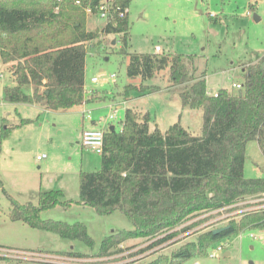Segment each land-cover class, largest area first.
Instances as JSON below:
<instances>
[{"label": "trees", "instance_id": "1", "mask_svg": "<svg viewBox=\"0 0 264 264\" xmlns=\"http://www.w3.org/2000/svg\"><path fill=\"white\" fill-rule=\"evenodd\" d=\"M131 1L0 0V63L7 65L13 80V85L3 88L6 101L39 103L47 109H69L84 101L112 103L115 96L106 91L94 88L85 94L86 42L97 39L98 43L100 36L116 34L121 43L118 51L127 56V77L142 80L123 86L117 93L123 101L132 93L159 90V86L143 81L168 67L169 88L177 90L181 106L202 109V133L192 135L179 120L164 131L150 129V112L127 107L118 129L105 128L99 168L80 172L78 200H64L61 189L40 190L35 204L10 198L11 221L90 246L94 241L83 222L42 218L41 211L82 203L100 215L122 212L133 228L105 236L94 253L97 257L122 252L121 245L127 240L162 235L148 244L151 248L180 234L183 228L173 229L199 212L264 192V177L246 178L243 174L248 140H256L264 155V53L255 62L243 64L242 91L234 94L220 88L209 92L206 71L195 65V54L129 52L128 11L122 17L114 12L113 20L99 29H86L87 9L98 14L97 7L106 2L123 10ZM28 86L31 92L25 91ZM29 120L21 117L19 124ZM10 129L4 120L0 139L7 137ZM226 226L219 234L204 230L170 254L133 264H181L207 255L210 246L224 236L246 228L264 229V211L245 214ZM53 253L75 259L89 255L74 250ZM40 264L62 263L47 260Z\"/></svg>", "mask_w": 264, "mask_h": 264}, {"label": "rangeland", "instance_id": "2", "mask_svg": "<svg viewBox=\"0 0 264 264\" xmlns=\"http://www.w3.org/2000/svg\"><path fill=\"white\" fill-rule=\"evenodd\" d=\"M127 10L130 28L126 48L129 52L195 54V65L206 71V87L212 92L220 88H227L234 94L242 91L232 87L234 82H243L240 65L255 62L264 53V0H132ZM86 13L87 30L99 29L106 23L98 14ZM99 39L98 43L97 39L86 42L85 84L86 88L96 86L108 96H115L113 105L117 106V118L111 125L118 129L125 109L131 107L150 112L153 118L150 129L157 126L164 131L170 123L179 120L192 135H201L202 109L181 106L177 90L169 88L168 67L143 81L159 86V90L145 95L132 93L123 102L117 94L123 86L138 84L142 80L127 77V56L119 53L121 43L116 34L100 36ZM110 74L115 77L110 79ZM98 75V82L90 81L92 76ZM5 85H13V80L7 65L0 63V133L4 120L11 127L7 137L0 139V245L32 246L44 251H29L37 253L33 259L0 256V264H40L43 260L62 264H117L122 263L117 259L121 255L146 248L150 241L137 238L125 241L121 245L123 251L116 255L105 258L94 255L105 236L113 231L133 228L128 217L118 210L100 215L91 206L72 203L67 207L56 205L41 211L42 218L83 222L93 238L92 246L9 219L10 198L21 204H35L40 190L61 189L64 200H78L79 174L99 168L100 154L80 143L81 120L87 114H82V105L47 109L39 103L8 102L3 96ZM31 90V86L25 88L27 92ZM108 102L87 106L96 108L91 113L102 117L101 124L107 123L106 116L112 110L105 105ZM21 117L30 120L20 125ZM42 153L47 157L37 161L35 156ZM243 174L246 178L264 177V155L256 140H248L245 145ZM210 219L211 216L204 214L198 219L185 221L183 225L190 230L199 229ZM202 231L164 248L139 251L131 258L136 260L158 248L140 261L146 262L162 253L170 254ZM250 233L255 238L249 237ZM217 243L223 245V250L216 257L211 258L208 254L191 257L181 264H264V229L246 228L224 236L214 244ZM68 250L89 255L75 259L53 253ZM8 253L12 254L11 251ZM2 254L4 252L0 251Z\"/></svg>", "mask_w": 264, "mask_h": 264}, {"label": "built area", "instance_id": "3", "mask_svg": "<svg viewBox=\"0 0 264 264\" xmlns=\"http://www.w3.org/2000/svg\"><path fill=\"white\" fill-rule=\"evenodd\" d=\"M78 1H75V4H77ZM128 8H125L123 10L118 9V7H113V6H109V4H107L106 2H102L98 7H97V12H98V16L102 19H104L106 22H110L113 20L114 18V12L118 11V15L120 17L124 16L125 13L128 11ZM87 11H90V9H87ZM156 50H159V46H156ZM99 75L98 76H93L91 77V81L92 82H98L99 80ZM115 77V74H110L109 78L113 79ZM232 87L235 88H240L241 84L240 83H232ZM91 88H85V94H90L91 93ZM109 108L112 109L110 111V113H108V115L106 116V122L104 123V126H100L98 128H90V129H84L82 130L81 133V137H80V143L82 146H87L89 148H91L95 153L97 154H101L102 150H103V141H104V131L105 128L108 127L110 124L108 122H112L113 120H115L117 118V106L113 105V104H109ZM86 114L87 117L90 116V112L89 111H83V114ZM47 156L45 153L39 154L35 156V159L37 161L43 160L45 159ZM257 204V205H256ZM260 211H264V192H259V193H255V194H251V195H246L243 197L238 198L237 200H235L234 202L218 207V208H213L210 210H205L202 212H199L195 215H193L192 217L188 218L187 220H194V219H198L199 216H204L205 215H209L211 216V219L204 223V225L202 227H200L199 229H194V230H190V228L186 227L183 225V223H185V220L183 223H181L179 226L175 227L173 230H182V228L184 229L180 234L176 235L175 237H172L171 239L164 241L162 243H159L151 248H147L143 250L142 252L148 251L150 249H155L156 247H160V248H164L170 244L175 243L176 241L178 242L179 239L181 238H187L195 233H198L199 230H208V229H216L218 227L221 226H226V224H228V222L237 219L240 216H243L245 214L251 213V212H260ZM171 230V231H173ZM162 235H158L157 237H155L154 239L149 240V244L152 241H155L157 239H159ZM249 237L251 238H255V235L253 233L249 234ZM160 248L154 250L153 252H156L157 250H159ZM223 250V245L222 244H214V246L210 249L208 256L213 258L216 257L220 251ZM0 251H3L4 254L0 255V256H14V257H18L21 259H33L34 256L37 253H32L29 251H19V250H11V249H0ZM8 251H11V253H8ZM147 253L145 254V256H141L139 258H136V260L132 259L131 257L127 258V257H122L125 255H121L120 257H122L119 260H122V263H117V264H123V263H129L132 264L133 261L138 262L140 261L143 257H147V255L153 253ZM155 254V253H154ZM116 255V254H115ZM110 257V256H109ZM119 257V258H120ZM105 258V257H103ZM124 259H130V261H124ZM43 261H47V260H43ZM51 261V260H49Z\"/></svg>", "mask_w": 264, "mask_h": 264}, {"label": "crops", "instance_id": "4", "mask_svg": "<svg viewBox=\"0 0 264 264\" xmlns=\"http://www.w3.org/2000/svg\"><path fill=\"white\" fill-rule=\"evenodd\" d=\"M85 66H86V64H85ZM242 66L243 65H240V67L242 68ZM86 68V67H85ZM93 77V76H92ZM84 80H85V78H84ZM91 81V80H90ZM92 82V81H91ZM84 88H86V84H84ZM89 88H91V89H94V88H98V89H100L99 87H96V86H91V87H89ZM209 92H212V91H210V90H208ZM215 93V92H214ZM100 103V102H102V101H84L81 105H82V114H83V111H89L90 112V116L89 117H84L82 120H81V126H82V128H81V131L82 130H84V129H90V128H98V127H100V126H104V123L103 124H101V122L100 121H102V117L99 115V116H96V115H94V114H92L91 113V111H93L94 109H96V108H89V107H87L88 105H91V104H93V103ZM105 101H103V103H104ZM124 102V101H123ZM108 105L109 106V104H114L113 102L112 103H110V102H108V103H105V105ZM104 105V104H103ZM78 106H80V105H78ZM85 106H86V109H84L85 108ZM83 115H85V114H83ZM108 123H110V126H111V122H108ZM171 124V123H170ZM182 124V123H181ZM183 125V124H182ZM155 127H157V126H155ZM82 133V132H81ZM13 222H19V223H22V222H20V221H13ZM22 224H24V223H22ZM26 225V224H25ZM0 247H3V248H5V249H11V250H19V251H31V250H37V249H39V248H35V247H30V246H23V245H21V246H12V245H0ZM39 250H41V249H39Z\"/></svg>", "mask_w": 264, "mask_h": 264}, {"label": "water", "instance_id": "5", "mask_svg": "<svg viewBox=\"0 0 264 264\" xmlns=\"http://www.w3.org/2000/svg\"><path fill=\"white\" fill-rule=\"evenodd\" d=\"M256 17V16H255ZM110 130H113L114 129V126L111 125ZM227 228V226H221V227H218L216 229H213V234L216 235V234H219L221 233L222 231H224L225 229ZM224 254H229L228 252H225Z\"/></svg>", "mask_w": 264, "mask_h": 264}]
</instances>
